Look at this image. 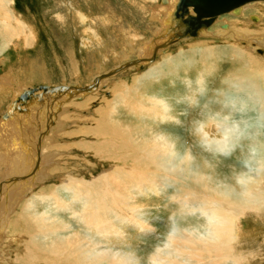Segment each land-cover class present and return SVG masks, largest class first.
Segmentation results:
<instances>
[{"label":"bare ground","instance_id":"1","mask_svg":"<svg viewBox=\"0 0 264 264\" xmlns=\"http://www.w3.org/2000/svg\"><path fill=\"white\" fill-rule=\"evenodd\" d=\"M162 1L164 6L162 18L159 14H153L160 24L154 38L143 44L139 43L140 40L137 43L131 40L130 48H134L135 44L139 43L140 49L137 50L139 51L138 56L140 55L139 59H148L144 64H140L142 67H130L113 76L102 78L95 89L86 92L77 91L74 94L54 95L53 98L43 95L42 91H37L36 96L40 100L33 101L25 100V92L35 89L31 84L24 85L21 91L14 94L15 97L11 92L13 85L9 87L5 84L0 85V181H6L3 185V182H0V213H3L5 206L12 210L15 214L14 223L10 222L9 230L12 228L14 233L24 231L28 235V241L16 250L18 261L27 264H140L141 259L136 254L125 251L128 250L130 244L127 232L133 229L139 231L141 235H149L153 231L149 220L144 215L146 213L144 208L148 204L151 206L155 200L158 202L155 206H161L159 203L163 201L164 196L168 195V190H170L168 188L171 186H176L173 188L174 195L170 197V201L175 203L167 206V212L170 211L173 214L170 219L172 225L168 226L170 229H165L167 231L164 244L146 256L149 264H254L260 261V258L264 260L263 135L258 134L257 140L253 142L259 153L256 163L260 165L255 175L253 173L254 177L252 174L246 175L236 171H233L232 175L230 173L226 176L224 173L226 177L222 176L224 170L221 172L213 158L227 154L234 140L245 134L239 129L238 124L226 127L221 124L223 121L220 120L221 117H209L212 111L206 110L203 122L192 123L193 129L187 137L190 142L192 140L193 142L188 147L180 136L164 132L162 129L164 124L168 126L169 123L174 122L173 117L181 121V118L174 116L177 108L170 109L161 99H150L147 96L148 88L140 84L141 87L138 85L123 89L120 94L118 92L121 88L116 87L114 97L103 99L101 107L93 110L94 116L98 117L80 118L85 124L92 122L94 127L85 126L78 128V131L63 134L66 124L71 121L67 110L73 109L80 115L84 110L90 112L94 101H99L97 93L104 81L106 83L107 79H113L120 73L134 69L143 70L175 44L208 34L202 33L198 37L186 36L189 27L183 24V20L188 15L196 16L195 8L188 9L189 14L184 15L187 10L180 8L181 0ZM13 2L14 0H0V6L4 8L0 11L2 15L0 21L4 25L10 21L5 6ZM259 2H264V0L250 3V5ZM248 5L227 14L243 16L245 7ZM227 14L217 16L213 25L220 17ZM251 20L254 24L260 23L259 26L250 25L261 34L252 37L255 40L253 43L259 40L264 43V34L262 35L261 31L264 14L251 16ZM226 26L224 29L230 28L228 24ZM241 31L246 34L250 32L244 29ZM5 34L1 37L9 38L10 34L16 36L17 30ZM208 50L202 52H212ZM250 52L246 48L237 49L235 53H231L230 56L234 61L232 71L235 72L230 74L227 83L231 92L239 96L238 106L246 109V106H249L248 103L255 104V107L259 108V113L263 114L264 120V60L253 57L254 54L252 56ZM151 58L154 60L149 61ZM129 62L133 61L116 65L114 69ZM150 69L149 72H152V66ZM75 72V75L79 74L77 69ZM12 74L11 76L9 74V79L17 82L18 80ZM103 74L99 72L93 74L90 78L91 83L85 87L90 86L93 80ZM154 77L156 74H153L148 82L149 80L150 82L155 81ZM196 81L197 84L194 85L191 79L189 84L194 88L199 85L198 88H202V82L199 84L197 77ZM49 87L57 86L49 85ZM13 97L18 103L13 102ZM49 98L52 99L50 104L58 107V111L51 114V118L54 117L57 121L53 129L51 128V132H49L50 126L48 125L50 115L46 114L49 115L48 120L46 117L42 118L45 116L43 104L50 101ZM76 98L77 101H82V104L73 107H67L69 104L65 105ZM42 100L44 103L41 102ZM194 101L192 100L193 103ZM29 103L41 105L42 113L35 112L32 114L33 119H31L32 115L22 118L27 128L32 124L30 123L32 120L42 119L45 123L47 122L45 129L51 135L43 140L47 136V132L44 133V131L41 136L38 135L40 138L37 139L36 146H29L30 150L27 151L26 147L24 148L25 143L23 145L21 143L23 140L18 143V138L15 140L14 137L17 132V134L23 133L26 137L28 130L15 125L16 121L15 124L7 121L10 115H14L12 108L17 104L26 108L22 113H20L21 109L18 110L22 115L25 113L26 116L27 109L30 108L36 111L37 107H31ZM63 105L66 106L65 109L62 108ZM223 108L221 106L219 111L224 115L225 109ZM60 112L65 115L57 116ZM4 114H8L7 120L3 119ZM72 124L78 125V121ZM75 134L85 138L82 137L74 144L60 143L59 139L66 138L65 136L73 138ZM215 134L221 137L213 139L212 136ZM225 134H227L226 137ZM89 136H92L90 141L87 138ZM195 142H198L201 147L198 146L200 153L193 151L196 149ZM72 148L84 151V157L74 158L73 154L69 153ZM46 154L53 155L46 156ZM208 154L213 157L211 158ZM87 158H92V161L96 163L88 162ZM77 159L88 162L86 164L92 171L90 178H87V174L84 176L83 173L78 172V164L76 168H71L70 163ZM32 161L36 162L34 165L40 166L39 173L32 170ZM51 175L54 180L58 179L60 184L57 187L51 185L40 188L41 192L34 193V188L49 180L47 178ZM12 180L21 182L10 185L9 182ZM5 193L8 195L7 204H4L1 199ZM172 205L173 209L169 210ZM162 208L164 209V206ZM160 213L163 212L160 211ZM192 218L196 220L192 221ZM177 219L187 221L188 227H178L174 223ZM247 221L248 223L251 221L252 225L255 224L259 228L255 227L253 231H250L252 226L248 228ZM2 223L0 218V230H2Z\"/></svg>","mask_w":264,"mask_h":264},{"label":"rangeland","instance_id":"2","mask_svg":"<svg viewBox=\"0 0 264 264\" xmlns=\"http://www.w3.org/2000/svg\"><path fill=\"white\" fill-rule=\"evenodd\" d=\"M162 2V0H14L13 3L7 5V7L5 6L10 21L7 25H4L3 22L0 21V85L5 84L7 87L13 85V87L10 88L12 89L11 92L14 97V94L21 91L26 84H31L35 88L43 85L82 87L91 83L90 78L95 73L99 72L103 74L114 69L116 65L119 66V64H124L126 61H136L140 58V55L138 56L139 51H137L140 49V47H138L139 43L143 44L148 41L150 42V40L154 38L157 27L160 26L157 19L154 18V15L159 14V17L162 18L164 14ZM247 7H245L243 16L238 17L227 14L220 17L211 29L204 32L205 34L208 33L207 35L209 36L206 35L197 39L179 42L172 46L169 51L161 54L157 58L158 60L156 59L157 61L155 60L152 65L147 66L143 70L134 69L129 72L120 73V75L118 74L113 77V79H107L106 83L104 81V84L101 85L102 89L100 88L99 92H96L97 95H99V101H94L90 112L84 110L80 115V113L77 111L75 112L73 109L67 110V112L70 113L69 120L71 121H68L66 124L67 126H65V132H63V134L78 131V128H84L85 126L94 127L92 122H87V124H85L82 119L92 116L98 117L94 116V111L101 107L103 99L107 100L114 97L113 93L116 87L121 88L118 92L120 94L121 90L129 89V87L133 88L140 84L143 85L142 87L148 88V92H146L150 99H161L166 102L170 109L177 108L174 116L176 118H181V121L178 119L175 120L173 117L172 121L174 122L169 123L168 126L164 124L162 129L164 132L180 136L188 147L191 146L193 142V140L190 142L187 137L191 134L193 129L192 125L196 122H203L204 115L207 112L206 110L212 111L209 117H221L220 120H223L221 124L226 127H229L228 125L238 124L237 126H239V129L245 134L234 140L233 146L229 149L227 154L223 156L216 154L218 158L216 157L213 159H215L214 162H217V166L221 172L224 170L222 176H225L224 173H226V176H229L230 173L232 175L233 171L246 175H253L254 173L255 175L260 165L256 163V158L259 157V153H257L258 151L256 150V146L253 145V142L257 140L258 134L264 136L263 114L259 113V108L255 107L256 105L253 103H250L251 105L248 103L249 106H246V109H243L240 105L238 106L239 96L234 94L233 91L231 92L227 83L230 74L235 72L232 71L234 61L230 55L231 53H235L237 49L244 50L248 48L249 51H251L250 54L252 56L254 54L253 57L264 60V43L260 40L253 43L255 40L252 38L253 36L256 37L261 35L260 32H256V28L254 27L259 26L260 23L254 24L251 20V16H262L264 14V2L249 4ZM259 7H262L261 10ZM2 9L4 8L0 6V11ZM0 16L2 15L0 14ZM227 24L230 28L224 29L223 26ZM250 24L254 25V28H252ZM241 25L242 27H240ZM241 29L246 31L250 30V32L248 31L249 33L246 34V32L243 33ZM261 29H263L261 30L263 35L264 24ZM16 30V36L10 34L9 38L1 37L2 34H8V32L11 33ZM131 40L136 43L139 42V40L141 42L135 44L134 48H130L132 43ZM200 42L206 44L204 45ZM147 47H149V45ZM147 47L146 49H148ZM131 49L135 50L132 51ZM207 50L212 52H202ZM143 52L144 50L142 49V53ZM151 66L154 71H152L153 73L149 72ZM76 69L77 72H79L78 75H75ZM235 69L237 70L238 68ZM197 72H199V74H197ZM150 73L152 75L156 74V77H154L155 81L150 82L149 80L148 82V79L152 76ZM9 74L10 76L12 74L18 81L15 82L10 80ZM196 77L199 84L202 82V88H198L200 85L194 88V86L192 87L189 84L191 83L189 80L191 81L192 79L194 85H196ZM14 97L13 100H15ZM48 100L52 102V99L49 98ZM77 100L76 98L65 105L69 104L67 107H73L74 105L78 106L82 104V101L80 102ZM192 100L196 101L193 103ZM15 102L18 103V101ZM34 105V103L30 104L31 107ZM65 105L62 107L63 109L66 108ZM221 106L224 107L223 110L225 109V116L219 111ZM53 108H56L55 111H58V107L54 106ZM30 109L32 110V108ZM63 112H65V110ZM63 112H60L57 116L63 117L65 115ZM4 116L5 114L3 115V119ZM27 116L28 115L24 116V118ZM30 116L31 115H29V117ZM81 117L82 119H80ZM38 120L39 119L36 121ZM74 121H78V125L72 124ZM44 123L45 121H42L40 127H42ZM23 124L25 129L29 130L31 128V125L27 128L26 122H23ZM40 127L39 125H35L36 130H34L33 133L30 132L35 138H26L22 136L21 132H19L20 134H17L18 132L15 133L16 136L14 138L15 140L16 138L19 139H17L18 143L23 140L24 142H21L22 145L25 143L26 146L30 145V147H35V142L38 139L36 137L39 133L45 131L44 133L47 132L48 135H51L45 129H40ZM51 128L49 132H51ZM48 135L44 137L43 140H45ZM219 136V134H215L212 138L219 139L221 137ZM226 136L227 134H225V137ZM65 137L66 138L59 139L60 143L71 142L74 144L82 139V137L85 138L78 134H75L73 138H67L68 136ZM91 137L92 136L87 137L89 141L92 140ZM28 142L29 144H26ZM195 143L196 149L193 151L196 153L199 143ZM199 148L201 147L199 146ZM25 150L29 151L30 149L25 148ZM70 150L72 151L69 153H72L74 158L84 157V151L73 150V148ZM49 155L52 156L53 154H46V156ZM208 156L210 155L208 154ZM210 157L212 158L213 156ZM86 160L93 164L96 163L94 160L92 161V158H87ZM88 162L84 160L79 161L77 159L71 162L70 166L71 168H76L78 164L77 169L79 171H77L83 173L84 176L87 174V178H90L92 171L89 169L88 164H86ZM32 164V170H36V172L39 173L40 166L34 165L36 162L33 163V161ZM252 175H250V177ZM20 176L22 175L20 174ZM47 179L49 180L38 184V186L34 188V193L41 192L42 190H40V188L51 185H56L57 187L60 184V181L58 179L54 180L52 175ZM13 181L14 180L10 181L9 184L14 185L21 182L18 180ZM2 182L3 185L6 181ZM173 188H176V186L168 188L170 189L168 190V195L164 196L163 201L159 203L161 206L156 207L155 205L158 202L155 200L156 203L152 202L151 206L148 204V206L144 208L146 209L144 215L153 228V231L149 235H141L139 231L137 232L133 229L127 230L130 244L129 247L127 246L128 250L125 251L136 254V256L141 259L140 264H149L146 256L153 252L158 246L164 244L165 232L170 229L168 226L170 227L172 225L170 219L173 214L170 211H168V214L167 206L175 203L170 201L175 191ZM6 194L7 193L1 196L4 204H7L8 201V195ZM173 205L169 210L173 209ZM163 206L164 209L162 208ZM160 211L163 213H160ZM13 213L14 212L6 208V206L4 207L3 213H0V218L3 221L2 230H0V264H27L18 261V252L16 253V250L18 247L22 246L24 242L28 241V235L25 234L24 231L14 233L12 228L9 230L10 222L14 223L15 214ZM193 220L195 221L196 218H192V221ZM174 223L180 228L188 227L189 225L184 219H177ZM246 224L248 228L252 226L250 231H253L255 227L259 228V226L257 227L255 224L252 225L251 221L249 223L247 221ZM5 229L7 230L5 231ZM261 239L263 240V238ZM259 260L261 262L257 261L254 264H264L262 258Z\"/></svg>","mask_w":264,"mask_h":264},{"label":"water","instance_id":"3","mask_svg":"<svg viewBox=\"0 0 264 264\" xmlns=\"http://www.w3.org/2000/svg\"><path fill=\"white\" fill-rule=\"evenodd\" d=\"M263 0H181L179 6L181 9L186 8V12L184 15L189 14L190 8H195L196 16L188 15V17L183 20V24L188 25L189 30L186 33L188 37H198L199 34L207 32L208 28H210L213 23L216 21V17L219 15L227 14L232 11H237L241 7ZM184 25V26H185ZM194 25V26H193ZM226 28L227 26H223ZM148 60V59H147ZM146 59H139L133 62L126 63L116 69L111 70L110 72L98 76L95 80H93L92 84L88 87L85 86H57V87H49V86H38L35 89H29L25 92V100L33 101L40 100L37 97L36 92L42 91L45 96H50L54 98V95H65L67 93L74 94L77 91H88L96 88L97 83L100 79L106 78L109 76H113L119 72H122L130 67H142L140 64H144ZM154 60V58L149 59V61ZM44 96V97H45ZM39 98V99H37ZM43 102V100L41 101ZM44 103V102H43ZM47 104L50 107V101L44 103V107ZM23 110L21 109L20 113ZM8 119V114L4 116V120Z\"/></svg>","mask_w":264,"mask_h":264},{"label":"crops","instance_id":"4","mask_svg":"<svg viewBox=\"0 0 264 264\" xmlns=\"http://www.w3.org/2000/svg\"><path fill=\"white\" fill-rule=\"evenodd\" d=\"M15 100H16V98H15ZM15 100H13V102L15 101ZM50 103H52V102H50ZM41 106V105H40ZM40 106H37V105H34L33 107H37V108H35L36 109V111H33V110H31V109H27V112H28V114L27 115H32V111L34 112L33 114H35V112L36 113H42V111H40V109H41V107ZM43 107H44V104H43ZM19 109H22V110H26V108H24V107H22V105H20V106H18V105H16V106H13V108H12V112H15V113H12V114H14V115H10V117H9V120L7 121V122H13L14 124H15V121H16V124L15 125H17V126H19L20 128L21 127H24V124H23V122H24V119L22 120V118H24V116H25V113H23L24 115H22V114H20L19 113ZM34 109V110H35ZM53 111V112H52ZM26 112V113H27ZM52 112V113H51ZM55 112V108H53V106L52 105H50V107H48L47 106V104L45 105V107H44V114H45V116L44 117H42L43 119L46 117H48L49 115H50V120L48 121V125L50 126L49 128H51L52 127V125H54L55 123H53L52 124V122H54V121H56V119L53 117V118H51V114H53ZM58 113V112H57ZM56 113V114H57ZM46 114H49L48 116L46 115ZM17 115H19V117L17 116ZM17 116V117H16ZM54 116V115H53ZM11 118H13L12 120H11ZM19 118V119H18ZM27 118V117H26ZM34 118V116L32 115V118L31 119H33ZM54 121H53V120ZM37 120V119H36ZM36 120H32L31 121V128H30V130H28L27 131V133H26V138H35L33 135H30V132L31 133H33V131L35 130V125L37 126V125H39V127H40V125H41V122H42V119L41 120H39L38 122L36 121ZM47 120H48V118H47ZM33 122H35V123H33ZM37 123V124H36ZM46 124H47V122L46 123H44L43 124V126L42 127H40V129H45L46 128ZM25 128V127H24ZM22 130V129H21ZM27 130V129H26ZM46 130V129H45ZM43 133V131L41 132V133H39V136H41V134ZM49 133V132H48ZM20 134V133H19ZM28 134V135H27ZM48 135V134H47ZM22 136H25L23 133H22ZM29 136V137H28ZM36 137V138H38V140H39V138L40 137ZM38 140L35 142V144H37V142H38ZM29 146L30 145H27V146H25L27 149L29 148ZM24 147V148H25Z\"/></svg>","mask_w":264,"mask_h":264}]
</instances>
